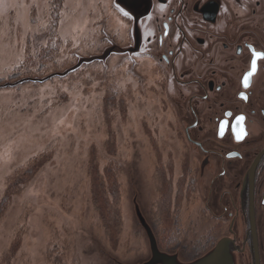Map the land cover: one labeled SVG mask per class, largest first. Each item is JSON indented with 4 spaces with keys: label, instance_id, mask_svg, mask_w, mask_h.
Returning a JSON list of instances; mask_svg holds the SVG:
<instances>
[{
    "label": "rangeland",
    "instance_id": "obj_1",
    "mask_svg": "<svg viewBox=\"0 0 264 264\" xmlns=\"http://www.w3.org/2000/svg\"><path fill=\"white\" fill-rule=\"evenodd\" d=\"M51 6L0 0V84L64 71L81 56L101 54L107 37L124 46L128 24L114 0H62L55 26ZM49 36L58 45L40 70L32 62ZM153 65L144 59L130 72L124 54H112L106 64L65 77L0 88V202L17 184L0 210V264H135L149 257L134 188L150 223L166 172L172 169L175 185L188 154ZM109 170L119 183L118 224L103 222L96 207L103 204L93 197L97 179L109 186ZM178 201V242L188 260L213 220L197 193Z\"/></svg>",
    "mask_w": 264,
    "mask_h": 264
},
{
    "label": "flooded vegetation",
    "instance_id": "obj_2",
    "mask_svg": "<svg viewBox=\"0 0 264 264\" xmlns=\"http://www.w3.org/2000/svg\"><path fill=\"white\" fill-rule=\"evenodd\" d=\"M124 8V61L130 72L154 64L187 144L188 195L202 196L213 220L188 260L181 242L163 248L148 222L159 248L189 262L229 237L238 264H264V56L243 83L253 52L264 53V0H124Z\"/></svg>",
    "mask_w": 264,
    "mask_h": 264
},
{
    "label": "trees",
    "instance_id": "obj_3",
    "mask_svg": "<svg viewBox=\"0 0 264 264\" xmlns=\"http://www.w3.org/2000/svg\"><path fill=\"white\" fill-rule=\"evenodd\" d=\"M62 0H52L51 6V16L53 17V24L55 26L58 19L59 8L61 7ZM50 30L51 26H50ZM53 31V30H52ZM51 42V43H50ZM48 46L42 47L41 54L37 55L35 60L32 62L33 66L38 64L40 70L44 67L43 60L51 55L52 50L55 49V46L58 45L52 36L48 37ZM25 66L21 65L17 68L24 69ZM110 182L109 186L106 188L101 181L98 180V186L95 191H93V197L96 199V202H102L104 210L102 207L97 204L96 207L99 209L100 218L103 222L107 223L112 220L116 224L120 222V208L119 200L120 193L118 190V181L116 175L113 171H108ZM172 169L169 172H166L165 179L161 182L159 197L154 202V208L152 209L153 215L156 219L152 220L155 231L158 234L160 244L163 248L174 247V244L179 241L181 234L183 233V222L181 219V205L178 201L179 197L182 195H188L192 190L190 183L185 185V175L186 171L183 167L181 174L178 176L175 185L172 183ZM108 177V176H107ZM17 182L22 181L21 177L16 180ZM13 187H16L17 184H11L6 191V195L2 198L0 202L1 208L8 203L10 195L13 190ZM109 215V216H107ZM3 264H9L8 260H5Z\"/></svg>",
    "mask_w": 264,
    "mask_h": 264
},
{
    "label": "water",
    "instance_id": "obj_4",
    "mask_svg": "<svg viewBox=\"0 0 264 264\" xmlns=\"http://www.w3.org/2000/svg\"><path fill=\"white\" fill-rule=\"evenodd\" d=\"M115 6L119 10L127 11L124 8V0H114ZM129 15V14H128ZM109 40V46H107L101 54L98 55H93V56H81L78 58L77 62L75 65L72 67L60 71V72H52L49 73L48 75L42 76V77H25L16 80L15 82H6L3 84H0V88L2 87H7V86H16L21 83L27 82V81H34V82H44L49 79H52L54 77H65L68 74L77 71L79 68H81L84 65H89L93 62H102L103 64H106V61L108 58L114 54V55H122L126 53L127 49L124 48V46L118 45L113 39L107 37ZM138 191L136 188H134V195L132 199L133 203V209L135 212V216L138 220V223L144 230L147 240H148V245H149V257L140 262V263H135V264H238L237 263V258L236 255L231 252L230 250V238L229 237H223L218 240L216 245L210 249L207 253L203 254L201 257L185 262L182 261L179 258L178 252L174 254H170L168 252H164L159 248L156 236L148 223L147 219L143 215L140 205L138 203ZM113 262L116 264H126L118 261L115 258H112Z\"/></svg>",
    "mask_w": 264,
    "mask_h": 264
},
{
    "label": "snow or ice",
    "instance_id": "obj_5",
    "mask_svg": "<svg viewBox=\"0 0 264 264\" xmlns=\"http://www.w3.org/2000/svg\"><path fill=\"white\" fill-rule=\"evenodd\" d=\"M121 11H123V10L121 9ZM124 15L127 16L128 15L127 12H124ZM261 56H264V53L253 52V58H252V61H251V70L249 72H247L245 74L244 78H243V83H244L245 87L249 86V78L256 71V60H257V58H260ZM241 95L243 96V93ZM236 119H237L238 122H242L244 120V117L243 116H238ZM244 134H245L244 129L241 127L240 132L237 134V138L238 139H242Z\"/></svg>",
    "mask_w": 264,
    "mask_h": 264
}]
</instances>
